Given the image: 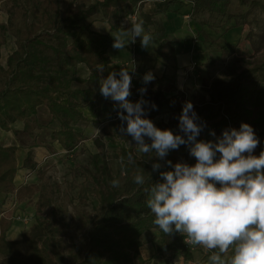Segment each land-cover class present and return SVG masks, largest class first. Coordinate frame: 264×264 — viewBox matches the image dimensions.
Masks as SVG:
<instances>
[{"label":"trees","instance_id":"16d2710c","mask_svg":"<svg viewBox=\"0 0 264 264\" xmlns=\"http://www.w3.org/2000/svg\"><path fill=\"white\" fill-rule=\"evenodd\" d=\"M92 1L90 6H86L72 0L64 7L61 0H0V4L8 5L9 15V21L0 24L1 44L5 43V35L10 33L16 45L7 66H0L2 131H12V125L17 122L23 123L28 133L57 124V128L51 129V139L67 154H76L84 135L75 126L78 122L88 121L83 110L94 106L97 116H100L101 108L109 104V98L105 99L100 93V80L110 73L113 64L110 51L117 50L113 48L115 41L110 33L121 32V22L127 13L151 0ZM168 3L177 1L168 0ZM235 3L247 10L239 14L233 12ZM193 11L225 18L227 26H213V32H219L221 28L228 32L233 26L241 27L243 32V27L248 26L246 38L253 51L252 58L240 56L236 53L238 42L229 44L223 40L218 44V39L203 28L198 31L197 39L203 36L205 44H210L211 48L217 46L224 63L223 76L203 80V91L209 100L198 103L200 106L194 108L200 117L198 123H206L199 137L212 130L222 135L230 126L238 130L242 123H247L253 127L260 141L256 148L260 154L264 151V0H195ZM97 15L101 16L110 33L92 28L90 20ZM142 17L146 20L151 18L144 14ZM153 22L155 38L159 42L156 61L171 64L177 71L178 42L169 39L161 23ZM233 22L235 25L230 26ZM125 48L131 49V46L126 45ZM73 65L85 67L88 77L81 78L72 72ZM101 67L103 73L98 71ZM143 69L140 68L139 72ZM141 88H147L143 99L157 106L145 118L155 124L160 116L155 124L157 128L182 135L178 117L182 113L183 97L169 95L154 82L145 84L140 77L133 92L136 97L133 103L141 99ZM43 110L50 117L46 124L40 121ZM120 126V119H111L100 130L99 137L116 135L127 145L132 138L121 136ZM146 142L151 143L147 138ZM17 151L16 145L0 144V193L14 195L19 203L37 198L36 215L35 223L22 233L20 240L9 241L7 232L11 221L1 216L0 206V255L4 264H147L142 248L145 235L153 231L157 233V254L186 260L192 258L193 249L186 247L183 235L174 233L168 236L154 225V215L147 207L148 194L145 192V188L161 182L160 172L174 170L167 166L168 160L173 165L196 163L191 160L186 145L170 151L164 160L155 157L154 152L138 154L133 148L124 147L112 156L119 164L120 177L112 173L100 153L93 155V170H85L86 180L72 202L79 200L81 205L94 202V211H81L78 222L73 226H68L59 217L60 207L55 205L45 184L16 185L19 171ZM130 153L132 160L129 159ZM32 161L33 153L30 151L25 166H34L30 164ZM155 163L162 165L158 171H153ZM137 174L144 176L143 185L134 182ZM114 179H121L119 187L112 186ZM212 254L208 251L202 264H210L209 256ZM231 255L229 252L223 258L230 259Z\"/></svg>","mask_w":264,"mask_h":264},{"label":"clouds","instance_id":"9594fccd","mask_svg":"<svg viewBox=\"0 0 264 264\" xmlns=\"http://www.w3.org/2000/svg\"><path fill=\"white\" fill-rule=\"evenodd\" d=\"M138 37L142 48L148 49L153 42L142 22H132L130 29L114 37L113 48L124 49L129 38L135 43ZM98 71L104 70L101 67ZM154 79L149 72L143 82L148 84ZM131 83L126 68L112 71L100 80V93L116 102L120 135L130 136L139 152H154L160 160L186 145L196 161L194 165H173L168 160L167 166L174 170L160 172L161 182L145 188L154 225L168 236L183 235L187 245L212 251L210 264H264V151L259 156L253 154L260 143L253 127L242 123L238 130L225 129L219 137L212 131V141L198 140L206 123H198L200 117L193 103L187 101L178 117L182 135L161 130L145 118L157 109L154 103L143 99L147 88L139 90L138 102L129 100ZM129 159H133L131 153ZM152 167L158 171L162 165L155 163ZM134 182L143 185L144 176L137 174ZM111 183L119 187L120 182L114 179ZM229 252L231 258H223Z\"/></svg>","mask_w":264,"mask_h":264},{"label":"rangeland","instance_id":"374dc122","mask_svg":"<svg viewBox=\"0 0 264 264\" xmlns=\"http://www.w3.org/2000/svg\"><path fill=\"white\" fill-rule=\"evenodd\" d=\"M70 1L72 0H61L62 5L65 7ZM92 0H77L78 4H84L86 6H90L92 4ZM179 9L181 15L187 11L186 7H177ZM233 12L239 14L242 11H246L247 8L241 6L238 3H235ZM198 16L199 20H203L206 23H213L214 25L223 26L225 23V18L219 16H212L209 13H199ZM181 17V16H180ZM180 17H173V19L168 20V26L170 32H175V37L180 38L177 39L178 44L180 46H184L185 38L188 36V23ZM9 21L8 15V5L6 3L0 4V24L7 23ZM92 24V28L95 31L108 33L109 28L107 25L103 23L101 20V16L97 15L96 17L90 20ZM231 24V22H229ZM224 25V27H226ZM235 22L232 23L233 26ZM196 28V26L194 27ZM197 30V29H196ZM205 31L209 33L213 38L218 39V44H221L223 40H225L229 44H236L238 40H240L241 46H249L248 39L246 38L247 33L249 31V27H243V32L241 27L233 26L232 30L223 32L218 30L219 32H213V28L209 27L206 28ZM241 34V35H240ZM241 37V38H240ZM204 37H201V41L204 42ZM3 38L0 35V66L6 67L7 60L9 56L14 52L16 49L15 39L14 37L8 33L5 35V43L1 44ZM246 42V43H245ZM244 44V45H243ZM224 45V43H223ZM131 46V45H130ZM153 46V45H152ZM159 45L156 46L158 48ZM210 48V44L208 45ZM153 46V51L157 50ZM253 54L252 48L250 51ZM143 53L142 50L133 48L131 49L124 48L121 50H111L110 56L115 63L111 65V70L116 68V70H120V62H126L132 60L133 57L138 58L140 54ZM139 54V56H136ZM211 60H209V65L205 68V72H203V77L197 80V86H195L194 96L191 99L192 102L203 103L205 102L204 99V92H203V80L204 79H214L224 75V63L222 61L221 51L220 49L215 46L211 48L210 53ZM253 55L247 56L246 58H252ZM213 57V58H212ZM72 72H76L81 78L87 76V70L80 66V65H73L71 66ZM172 79V78H171ZM112 101V100H111ZM112 104H116V102L112 101ZM162 117H165V114H161ZM160 117V116H159ZM161 118V117H160ZM112 117L107 120L106 122L110 121ZM50 120L49 115L47 114L46 110H43L40 114V121L41 123H47ZM105 125V123H104ZM103 125V126H104ZM57 124L51 125L50 128L42 129L38 132L28 133L25 130L21 133H15V130L10 131L8 134H4L5 136L1 137L0 144H8V145H16L19 146L21 149L24 150L34 149L39 146V144H43L45 148H47L49 155L44 160H40V162L32 161L30 164H35L30 168L26 167L30 172L26 171L23 174L24 180L23 182L33 183V182H41L46 185V188L49 193L53 195L55 200V205L60 207V215L61 218L66 222L68 226H73L75 223L78 222L80 218L81 211L93 213L94 211V202L89 204L81 205L79 200H75L72 202V199L76 198L79 193V187L85 182L86 180V173L85 170H93L92 164V157L93 155L99 154L101 158L106 160L109 164L112 173L120 177V167L116 160H113L112 156L115 153H118L122 148L128 147L133 148L136 153H140L135 147V141L131 140L127 145L121 142L116 135L105 136L103 138L99 137L100 130L103 126L97 125L96 121H88L85 122H78L75 126V129L83 133L84 140L81 141L78 149L76 150V154H67L66 151L62 150L60 146H54L55 143L50 136L51 129L57 128ZM1 134V132H0ZM3 135V134H2ZM198 140L203 141H212L214 140L210 134L203 135L197 138ZM33 153V151H31ZM34 157V154H33ZM191 160H195L191 157ZM43 159V158H42ZM42 174V177H40ZM122 178V176H121ZM121 182V179H119ZM37 202V198L33 201L31 200L26 204L25 213L27 215L26 219H29V213L34 214L35 205ZM19 208L18 205L15 207H11L9 213H7V217H15L16 210ZM62 213V214H61ZM9 215V216H8ZM4 219L6 214L1 215ZM31 217V216H30ZM30 220V219H29ZM31 220L34 219L31 218ZM22 224L25 221H21ZM30 223L28 225L33 224ZM25 227V225H23ZM29 226V227H30ZM150 232L145 235L144 245H143V253L144 257H148L150 255L155 256L154 259L147 260V264H202L204 261V257L209 250H205L199 246H195L192 250V258L190 260H186L182 257L170 258L169 256L159 255L156 252L157 246V233ZM0 264H4V259L0 258Z\"/></svg>","mask_w":264,"mask_h":264},{"label":"crops","instance_id":"0c3cea01","mask_svg":"<svg viewBox=\"0 0 264 264\" xmlns=\"http://www.w3.org/2000/svg\"><path fill=\"white\" fill-rule=\"evenodd\" d=\"M176 1L177 3H174V4H169L168 0L148 1L141 8L129 11L127 15L124 17V19L122 20L121 25H122L123 30L124 29L127 30L131 28L132 22H142L145 32L152 36L153 42L150 44L148 49L141 47V38L139 37L136 38L135 43H131L130 38H129L126 44V45H131L133 48L135 47L136 49H140L143 51V53H141L140 56L139 54L136 55V56H139L138 58H135V57L132 58V60L136 61L138 72L140 68H144L143 72L140 71L138 73L139 79L140 77H144L147 73L151 72L155 76V79L152 82H154L156 85L162 86L165 90L168 91L169 95H174L181 87H183L186 93L188 94V96L190 97V99H193V96H194L193 90H195V86H197L196 82L198 79H201L203 77L202 73L205 72V68L209 65L208 61L211 60V57H210L211 48L207 44H205L203 41H201V39H197V33L202 28L205 30L206 28H209V27L212 28L213 26H217V27H221V26L214 25L213 23H206L203 20H199L198 16L200 14L194 13L193 11V3L195 0H176ZM179 6L186 7L187 9V11L183 13V15H181L179 9H177V7ZM142 14L148 17H151L150 20H146L145 18H143ZM173 17L183 18L186 24L188 23V36L184 39L185 40L184 46H180V44H177L176 46L177 68H178L177 71L173 70L171 64L157 62L156 57H155L156 50L155 51L152 50L153 46L156 48V46L159 45L158 40L155 38V26L153 24L154 23L153 21H158L159 23L163 25V27H165L166 33L170 40L177 41L176 40L177 37H175L176 35L175 32H170L169 26H168V20L173 19ZM135 18L137 19V21L134 20ZM195 26L196 28H194ZM223 30L224 28L220 29L221 32H223ZM107 32L110 33L109 31ZM119 33L120 32H112L110 33V36L114 39V37L118 36ZM177 39L180 40V38H177ZM237 42H238V46L236 49L237 54L243 57L252 55V53L249 52L251 49V46L249 43L248 44L250 46V49L248 46L246 47V45L241 46L242 43L241 44L239 43L240 40H238ZM113 63H115V61ZM123 63L124 62L119 63L120 67L122 66ZM192 64L197 65V71L191 75L185 76V72H184L185 69ZM109 71L119 72L120 70L118 71L116 70V68H113V70L109 69ZM88 74L87 76H84L83 78H87ZM103 79H106V78H103ZM135 99L136 97L134 94H133V97L129 98L131 102H134ZM204 99L205 101H207L209 100V97L205 94ZM108 103H109L108 105H105L101 108L100 116H97L96 114L97 109L94 106L84 109L83 112H84L85 117H87L88 121H96L99 127L103 126L104 123H106V121L109 120L112 117L113 113L115 112L116 104H112L111 98H109ZM88 121H85V123H87ZM81 122H84V121H81ZM12 130H15L21 133L24 131V124L21 122H17L12 125ZM38 131H41V130H35L34 133ZM0 132H1L0 134L1 137L2 136L4 137L5 136L4 134L10 133V132L2 131L1 129H0ZM0 140H2V138H0ZM54 142H55L53 143L54 146L59 145L56 141ZM43 144H39L37 148L28 149L27 151L17 146L18 147L17 160H18V167H19V171L15 179V183L17 186L26 184L23 182L24 180L23 174L25 170L30 172L25 166V160L30 151H33V154H34L33 161H35L36 163L40 162V160H44L45 158L49 156L47 155L48 150L47 148L43 147L45 146ZM4 145L9 146L8 144L7 145L4 144ZM253 154L256 156H259L258 150L256 149ZM33 183H36V182H33ZM35 199L36 198L32 200L34 201ZM30 201L31 200L19 203L16 201L14 195H5V194L0 193V206L2 207L3 215L6 214L5 219L11 221V227L7 232V240L9 241L20 240L22 238V233L26 230H29L30 227L35 223L36 205H35L34 214L29 213L30 220L26 219L27 215L25 213V210L27 209H25V207H26V204ZM16 205H18L19 208L16 210L15 217H12V216L10 217L9 215H8L9 217H7V213H9L11 207H15ZM31 218L34 219V222L33 220H31ZM21 221H25V223L22 224ZM32 222L33 224L31 226L28 225ZM23 225H25V227ZM142 256L146 260V262L147 260L155 258V256L153 255H150L147 258L144 257L143 251H142ZM1 257L2 256L0 255V258Z\"/></svg>","mask_w":264,"mask_h":264},{"label":"built area","instance_id":"2783aa9c","mask_svg":"<svg viewBox=\"0 0 264 264\" xmlns=\"http://www.w3.org/2000/svg\"><path fill=\"white\" fill-rule=\"evenodd\" d=\"M135 21H137V19L135 18L134 19ZM122 68H126L127 70H129V73H130V75H131V77H132V83H131V96L130 97H133V92H134V90L138 87V80H139V75H138V68H137V64H136V61L135 60H132V61H127V62H124L123 64H122ZM197 71V65L196 64H192V65H190L189 67H187L186 69H185V76H188V75H191V74H193V73H195ZM174 96H181V97H183V101H184V103H183V105L185 104V102H187V101H190V102H192L191 101V99H190V97L188 96V94L186 93V91H185V89L183 88V87H181L175 94H174ZM129 97V98H130ZM193 103V105H194V108L195 107H197V106H200V104H198L197 102H192ZM116 108H117V105H116V107H115V112L113 113V115H112V119L114 120V121H117V120H119V118H118V111L116 110ZM161 118L158 116L157 118H156V120H155V124L160 120ZM232 127L230 126V128L229 129H231ZM212 131H215V130H212ZM211 131V132H212ZM210 132V133H211ZM209 133V134H210ZM215 133H216V136L217 137H219V136H221V135H219L216 131H215ZM212 136V135H211ZM212 138L213 139H215V137H213L212 136ZM186 244V243H185ZM186 247L187 248H191V249H193V247L194 246H191V245H187L186 244Z\"/></svg>","mask_w":264,"mask_h":264}]
</instances>
